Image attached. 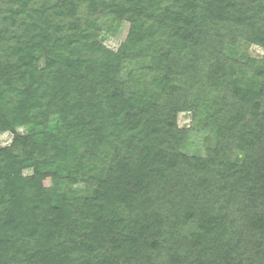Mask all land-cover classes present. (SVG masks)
I'll list each match as a JSON object with an SVG mask.
<instances>
[{
    "label": "trees",
    "instance_id": "1",
    "mask_svg": "<svg viewBox=\"0 0 264 264\" xmlns=\"http://www.w3.org/2000/svg\"><path fill=\"white\" fill-rule=\"evenodd\" d=\"M6 134L0 264H264V0H0Z\"/></svg>",
    "mask_w": 264,
    "mask_h": 264
},
{
    "label": "rangeland",
    "instance_id": "2",
    "mask_svg": "<svg viewBox=\"0 0 264 264\" xmlns=\"http://www.w3.org/2000/svg\"><path fill=\"white\" fill-rule=\"evenodd\" d=\"M121 41V36H118L116 38L113 39H109L107 41H104V44L111 48V49H116L117 46L119 45ZM240 48L242 50L247 49V47H245L243 45V43L240 44ZM248 53L252 54L255 57H260L263 52L255 47H249L248 48ZM190 119H189V115L188 114H181L178 117V123L180 127L183 126H188V125H192L189 124ZM19 133H23L24 130L20 129L18 130ZM12 137L11 135H3L0 137V143H2V145H7L10 141H11ZM200 137L197 136H193L189 139L188 143L185 144L183 151L189 155H203V147L201 146V141L199 140ZM31 171H25L24 175H30ZM71 190L74 192L73 195L75 196L76 199H80L84 196H87L91 193L92 189L90 187H87L83 184H77L74 185L73 187H71Z\"/></svg>",
    "mask_w": 264,
    "mask_h": 264
}]
</instances>
